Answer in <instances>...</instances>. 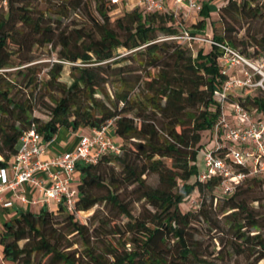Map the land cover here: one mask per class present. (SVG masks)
Returning a JSON list of instances; mask_svg holds the SVG:
<instances>
[{"label": "trees", "instance_id": "1", "mask_svg": "<svg viewBox=\"0 0 264 264\" xmlns=\"http://www.w3.org/2000/svg\"><path fill=\"white\" fill-rule=\"evenodd\" d=\"M58 1L53 12L58 16L52 18L37 8L38 0H3L0 167L8 165L32 124L46 143L62 126L75 131L112 120L120 152L76 163V212L60 204L56 212L22 210L4 222L2 258L9 264H218L215 259L242 255L246 264H258L264 259V176L246 179L244 190L243 181L232 194L219 193V203L217 178L197 177L202 136L212 134L220 115L213 95L226 77L217 62L219 48L209 43L210 50L199 47L193 54L171 12L135 5L112 19L109 11L126 6V0ZM92 2L96 16L91 13L88 29L60 28L63 9ZM198 12L202 18L187 31L191 36L206 27L208 1ZM219 20L221 31L211 40L245 57L247 44L255 46L253 54L264 51V0H227ZM243 27L246 35L238 38ZM43 45L57 57L41 77L36 65L20 66L31 60L34 46ZM118 48L129 52L116 54ZM65 64L70 83L61 80ZM228 99L264 113V93L243 91ZM37 105L46 110L45 119L34 114ZM195 190L202 197L198 208L182 211L180 204ZM95 206L102 208L93 211L89 223L75 218ZM109 214L125 219L117 223ZM200 221L228 235L213 259L196 237Z\"/></svg>", "mask_w": 264, "mask_h": 264}, {"label": "built area", "instance_id": "2", "mask_svg": "<svg viewBox=\"0 0 264 264\" xmlns=\"http://www.w3.org/2000/svg\"><path fill=\"white\" fill-rule=\"evenodd\" d=\"M111 1L120 3V0ZM135 1L147 11L171 12L175 17L179 16L183 5L195 12L201 8L200 0ZM182 33L183 39L196 38L185 29ZM207 41L219 48L217 62L221 74L226 77L213 91L220 103V115L212 128V147L205 146L202 150L204 166L197 177L200 181L217 178V191L221 195H230L246 179L264 176V113L247 109L228 98L238 91L250 93L255 87L264 88V76L259 67L236 49L211 39ZM233 70L237 73H232ZM256 73L262 74V79H253ZM51 140L42 142V136L33 124L22 132L16 153L6 167H0V206L13 204L11 199L4 200L2 196L5 190H11L23 203L48 204L53 201L68 212H76L77 185L73 183L76 163H95L102 154H118L121 145L115 138L112 120L99 128L81 132L73 149L43 157ZM38 173H43L44 178L38 177ZM24 183L36 188L39 198L27 200L20 190Z\"/></svg>", "mask_w": 264, "mask_h": 264}, {"label": "rangeland", "instance_id": "3", "mask_svg": "<svg viewBox=\"0 0 264 264\" xmlns=\"http://www.w3.org/2000/svg\"><path fill=\"white\" fill-rule=\"evenodd\" d=\"M226 1L227 0H212L213 2L212 11H215V12L210 14L209 24L205 27L204 31L196 30L197 35H200V36H196V38L194 39H190V40L183 39L185 43H187L188 46L190 47L193 54L199 47H203L206 51L211 49V45L209 44L207 39H210V37L213 35L214 32L221 31V22L219 20V8L222 5H224ZM58 3H59L58 0H38V2L36 3V6L37 8L41 9L45 13H48L50 17L54 18L58 16L56 13H53L54 11H57L59 9ZM0 5H1L0 9H2V6L4 5L3 0H0ZM127 8H130V7H126L124 5L115 6L113 9L109 11V16L113 19L121 15L123 11ZM91 13L96 16L93 2L91 3L90 7H87L85 3H80L78 7L71 5L68 8L63 9L62 14L59 16L60 28H63L66 33L71 32L73 29H82V28L88 29L91 23L90 22ZM177 18L180 21V28L186 29L187 31L194 30L192 25L194 22L196 23L198 21L197 20L198 16H196L194 19H192L191 17H186L183 19L181 18V16H178ZM236 25L237 27L242 26L243 22H239ZM249 32H252L251 28L249 29ZM245 35H246V30L244 29V27L238 30L237 32L238 38L244 37ZM254 49H256L255 46H248L247 44L246 51L247 53L250 54L247 57L248 59H250V61H252V63H254V65L259 67V70H261V73L264 76V51H260L258 54H253ZM128 52L129 51H127L124 48H118L115 53L116 54L119 53L123 55ZM29 55L31 57V60L26 64L25 63L22 64L20 67H23L27 64L36 65L38 67L37 69H40L39 76L41 77L45 76V73L47 69L49 68L51 62H53L57 57L55 49H52L50 45L34 46ZM16 68L18 67L11 68L10 70H13ZM231 72L237 73V70H233ZM262 74L256 73V74H253L252 77L255 80H259V79H262ZM61 80L66 83H70L69 64H65L63 66V70L61 73ZM263 86H264V80H263ZM239 93L241 92L240 91L235 92L234 95H238ZM250 93L252 95L263 94L264 88L260 86L255 87L251 90ZM34 114L41 118H44V119L46 118V110L41 105L36 106V110L34 111ZM211 137H212V134H209V133H205L202 136L201 142L202 143L204 142V144L202 145L201 149L199 150L197 154V161H196L198 171L203 169V166H204L203 159H202L203 157L202 150L205 148V146L210 147L213 144L212 140L208 141V139H211ZM205 142H206V145H205ZM193 180H194V177L190 179V181H193ZM247 183H248L247 180L244 181V183L241 185V189L243 190L246 189ZM261 190L264 192V185L261 186ZM215 194L218 198L217 203H219V200H220V198L218 197L219 192H215ZM260 195L264 196L262 192L260 193ZM201 200H202V197L195 190L184 199V201L180 204V208L182 211H186L190 209L195 210L198 208L199 204L201 203ZM207 200H209V197L206 199V201ZM253 204L257 205V202H254ZM96 208H102V207L95 206L88 211H79L75 213L74 216L80 222L89 223V218ZM109 215H110V218L115 219L117 223L122 222L125 219L121 216H116L115 218H113L111 214ZM214 217H217V219H220L221 214L217 213L214 215ZM220 224L223 225L222 222H220ZM195 226L197 229L196 237L201 240V244L203 248L209 254V259H213L218 249L222 247V243H220V240L221 242L226 241V239L228 238V235H226L225 233H221V232H215V230H209L207 228V225L203 221L197 222ZM75 247L80 248L79 244H75ZM214 261L218 264H246L247 262L246 258L242 255H239V256L233 255L230 258H227L225 261L218 260V259H215ZM258 264H264V259H261L258 262Z\"/></svg>", "mask_w": 264, "mask_h": 264}, {"label": "crops", "instance_id": "4", "mask_svg": "<svg viewBox=\"0 0 264 264\" xmlns=\"http://www.w3.org/2000/svg\"><path fill=\"white\" fill-rule=\"evenodd\" d=\"M205 1H208L209 3V16H210V14L215 12V11H212L213 2L212 0H200V4L202 5V3ZM135 5H136L135 0H128V2L126 3V7H130V8ZM178 15L181 16V18L183 19L186 17H191L192 19H194L196 16H198L197 20H200L202 18L199 12L192 11L184 5L180 9ZM205 21H206V26H207L209 24V17L205 18ZM193 24H195V22ZM86 130H87V127H80L75 131L68 129L65 126L60 127L58 131L56 132V134L54 135L53 139L46 145V150H45L43 157H48L50 155L58 154L66 150L73 149L77 143L78 135L81 132H85ZM116 140L119 141L118 138H116ZM37 176L44 178L43 173H38ZM78 182H79V172L78 170H76L74 172L73 183L74 185H77ZM20 190L25 195L26 199L29 201L33 199H37L40 196L36 188H34L29 183H24L20 187ZM2 196L4 200L11 199L13 204L9 207L0 206V230L2 229L4 222L17 216V214L22 210H28V211L35 212V211H38L40 208H45L50 211L56 212L59 206V205H56L53 201H49L48 204L47 203H44V204L30 203V202L23 203L18 197L15 196L14 192L11 190H5L2 193ZM0 264H8V262L2 258L1 245H0Z\"/></svg>", "mask_w": 264, "mask_h": 264}]
</instances>
